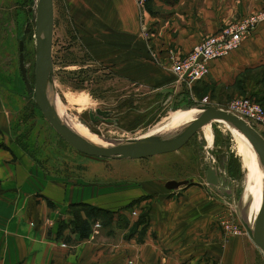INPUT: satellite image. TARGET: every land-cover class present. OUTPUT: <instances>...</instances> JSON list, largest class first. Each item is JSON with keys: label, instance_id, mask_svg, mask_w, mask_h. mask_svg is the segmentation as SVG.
Listing matches in <instances>:
<instances>
[{"label": "rangeland", "instance_id": "obj_1", "mask_svg": "<svg viewBox=\"0 0 264 264\" xmlns=\"http://www.w3.org/2000/svg\"><path fill=\"white\" fill-rule=\"evenodd\" d=\"M35 3L36 0H0V93L7 111L9 144L15 158H24L26 163V191H68L72 188L66 183L74 180L80 191H143L139 207H133L136 200L128 201V207L125 204L112 209L76 202L72 204L82 205L70 204L68 212L70 218L77 214L85 219L84 230L93 233L102 226H112V217L120 221V226L133 217L127 232L133 228L137 235L144 231L153 204L149 197L154 193L173 199L177 197L168 196L173 191H208L205 195L222 200L224 206L214 217L216 227L221 228L219 217L231 214L241 226L240 234L247 235L240 215L249 196L246 190L254 179L252 159L224 124L212 121L200 126L178 148L142 159L87 154L52 129L32 94ZM101 7V0H52L47 95L66 119L104 141L137 139L170 130L181 120L175 118L189 111L185 108L199 102L210 104L188 92L178 93L176 86L148 82L145 71L152 70L147 67L152 48L146 31L140 26L141 33L135 36L112 32L114 13L102 12L107 17L104 20ZM25 27L28 31L23 32ZM18 41H22L28 87L18 69ZM253 128L261 129L256 124ZM221 153L222 169L217 159ZM211 163L219 179L214 190L203 179V171ZM170 179L185 180L186 184L167 189L163 183ZM216 191L229 192L230 198ZM105 198L120 200L112 195ZM69 220L68 217L64 224L68 225ZM245 252L250 264H264V252L255 244L254 249Z\"/></svg>", "mask_w": 264, "mask_h": 264}, {"label": "crops", "instance_id": "obj_2", "mask_svg": "<svg viewBox=\"0 0 264 264\" xmlns=\"http://www.w3.org/2000/svg\"><path fill=\"white\" fill-rule=\"evenodd\" d=\"M263 2L150 0L138 7L133 0H101V17L107 19L102 12L114 13L112 32L117 34L138 35L140 26L146 31L152 48L147 61L152 70L145 71L148 82L176 86L178 93L188 92L222 108L226 100L237 96L264 103V20L236 49L209 61L207 74L189 86L176 81L167 69L166 49L184 54L224 25L257 13ZM259 127L254 129L264 139V127ZM7 130L0 93V264H250L245 251L254 249L253 242L241 232L228 234L216 227L214 217L224 206L222 200L205 195L208 191H173L168 195L177 197L173 199L154 193L140 235L133 228L127 232L133 217L125 226L112 217V226L80 235L64 224L70 219V204L112 209L136 200L133 207H139L144 192L80 191L76 180L66 183L72 188L68 191H26V163L15 158ZM220 193L230 198L229 192ZM108 195L120 200L112 202L105 198Z\"/></svg>", "mask_w": 264, "mask_h": 264}, {"label": "water", "instance_id": "obj_3", "mask_svg": "<svg viewBox=\"0 0 264 264\" xmlns=\"http://www.w3.org/2000/svg\"><path fill=\"white\" fill-rule=\"evenodd\" d=\"M52 26V0H36L33 26L34 65L32 94L37 109L52 129L65 142L81 152L96 156L128 159H142L174 150L182 145L191 133L199 129L201 125L214 119L237 130L246 137L262 163L263 179L258 207L255 210L253 209V198L249 195L246 204L242 208L240 222L249 239L264 252V237L261 234L264 224V139L261 135L251 125L234 114L211 104L199 102L189 107L195 108L198 111L194 119L189 121L180 130L165 135V137L153 135L137 139L114 140L108 141V145L95 144L82 138L58 119L48 101L47 76L51 60ZM26 31H28L27 27L24 28L23 32ZM17 50L18 69L25 87H28L23 66L22 41H18ZM222 156V153L217 156L220 169L223 168L221 162ZM204 177L205 182L211 188L218 186V171L213 163L207 165ZM221 183L222 185L225 184L224 181H221ZM184 184H186L185 180L176 181L172 179L166 180L163 183L167 189H174Z\"/></svg>", "mask_w": 264, "mask_h": 264}, {"label": "built area", "instance_id": "obj_4", "mask_svg": "<svg viewBox=\"0 0 264 264\" xmlns=\"http://www.w3.org/2000/svg\"><path fill=\"white\" fill-rule=\"evenodd\" d=\"M133 1L135 5L142 7L149 0ZM262 20H264V4L257 13L229 23L197 41L184 54L180 55L169 48L166 49L167 69L176 81L187 86L191 85L207 74L209 61L236 49L255 25ZM224 110L244 120L252 127L253 124L264 127V104L261 105L250 97H233L225 104ZM234 220L231 214H227L219 217L218 222L226 233L237 234L241 231V226Z\"/></svg>", "mask_w": 264, "mask_h": 264}, {"label": "bare ground", "instance_id": "obj_5", "mask_svg": "<svg viewBox=\"0 0 264 264\" xmlns=\"http://www.w3.org/2000/svg\"><path fill=\"white\" fill-rule=\"evenodd\" d=\"M48 101H49L50 105L52 106V108H53L55 114L57 115L58 119L63 124H65L67 127H69L71 130H73L75 133H77L79 136H81L82 138H84V139H86L92 143H95V144L108 145V143H109L108 141H104V140L98 138L96 135L91 134V133H86L82 129L76 127L72 121H70V120L66 119V117H64V115L61 113L60 107L55 102H53V103L51 102V98L48 97ZM187 110H189V111H187L186 113H183V118L181 120L177 121V123H175L176 125L171 127L170 130L166 129V131L163 130L160 133L152 134L149 136L158 135V134L169 135V134L175 133L176 131L180 130L189 121L193 120L194 117L198 113V111L195 108H188ZM212 121L220 122L219 120L214 119V120H211L209 122H206L205 124H209ZM220 123H222V122H220ZM205 124H203V125H205ZM222 124H224V123H222ZM203 125H201V126H203ZM224 125L228 129H230V131L232 133H234L235 136L240 140V142L245 146L244 148L247 149V151L249 152L250 157L252 159V170H251V172H252V174H254V179L249 184L246 191H248V194L250 195V197L253 198L252 207L255 210L258 207V203H259V199H260L261 186H262V179H263V169H262L261 160H260L259 156L257 155V153L255 152V150L253 149V147L251 146V144L249 143V141L246 139V137H244L237 130L227 126L226 124H224ZM262 227H264V226H262ZM261 234L264 237L263 229L261 230Z\"/></svg>", "mask_w": 264, "mask_h": 264}, {"label": "trees", "instance_id": "obj_6", "mask_svg": "<svg viewBox=\"0 0 264 264\" xmlns=\"http://www.w3.org/2000/svg\"><path fill=\"white\" fill-rule=\"evenodd\" d=\"M150 1V0H149ZM148 1V2H149ZM147 2V3H148ZM248 97V96H247ZM252 98V97H250ZM253 100H255L256 102H258L259 104H264L263 102H260L258 100H256L255 98H252ZM130 203V202H129ZM128 203V204H129ZM128 204H126L125 206L128 207ZM72 205H82V204H72ZM75 212V211H74ZM85 219H82L81 217H79L77 214H74L70 220H69V224H70V228L76 230L80 235H84L85 233H87V231L84 230V228L86 227L84 224ZM110 220V219H109Z\"/></svg>", "mask_w": 264, "mask_h": 264}, {"label": "flooded vegetation", "instance_id": "obj_7", "mask_svg": "<svg viewBox=\"0 0 264 264\" xmlns=\"http://www.w3.org/2000/svg\"><path fill=\"white\" fill-rule=\"evenodd\" d=\"M203 132V131H202ZM204 134V133H203Z\"/></svg>", "mask_w": 264, "mask_h": 264}]
</instances>
